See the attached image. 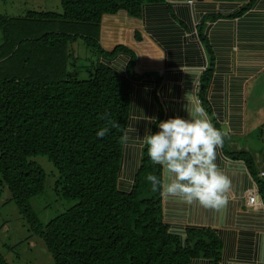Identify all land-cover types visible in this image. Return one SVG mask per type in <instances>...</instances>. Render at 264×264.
<instances>
[{
  "label": "trees",
  "instance_id": "1",
  "mask_svg": "<svg viewBox=\"0 0 264 264\" xmlns=\"http://www.w3.org/2000/svg\"><path fill=\"white\" fill-rule=\"evenodd\" d=\"M142 1L60 0V14L0 16V185L32 235L44 242L53 264L221 260L222 245L212 231L192 229L184 241L168 232L162 194L145 180L162 171L146 149L132 184L119 185L126 161L121 129L129 122L132 80L101 63L98 54L107 53L99 47V25L103 15L119 11L138 17ZM77 42L95 49L85 80L69 71L78 61L73 49ZM202 42L213 61L207 41ZM105 127L108 134L98 138L96 133ZM38 156L47 157L56 170V195L76 203L45 225L30 206L45 189V173L32 160ZM236 157L251 168L250 156ZM0 264H10L1 253Z\"/></svg>",
  "mask_w": 264,
  "mask_h": 264
},
{
  "label": "crops",
  "instance_id": "2",
  "mask_svg": "<svg viewBox=\"0 0 264 264\" xmlns=\"http://www.w3.org/2000/svg\"><path fill=\"white\" fill-rule=\"evenodd\" d=\"M142 2L138 17L119 11L103 15L99 25V47L107 53L98 54L101 63L132 80L128 125L140 112L158 120L187 118L185 108L201 104L224 133L216 163L232 181L229 202L220 209L162 195L163 223L181 241L192 229L212 231L222 245L218 264H260L264 261V154L251 145H264V0H255L241 16L235 14L251 0ZM211 62L210 79L204 85ZM134 127L136 132L124 141L126 161L119 179L124 188L132 184L143 153L136 137L157 130L145 121ZM254 128L261 142L254 140ZM238 154L250 156L251 168ZM253 192L259 193L261 207L247 204ZM191 264L212 262L200 258Z\"/></svg>",
  "mask_w": 264,
  "mask_h": 264
},
{
  "label": "clouds",
  "instance_id": "3",
  "mask_svg": "<svg viewBox=\"0 0 264 264\" xmlns=\"http://www.w3.org/2000/svg\"><path fill=\"white\" fill-rule=\"evenodd\" d=\"M185 111L187 118L170 117L165 120L145 116L142 112L133 115L130 119L135 123L121 129L122 139L127 142L136 132L134 125L140 121L155 125V132L146 130L142 138L136 137L152 164L162 170L160 176L148 174L145 177L151 190L187 205L195 203L204 208H223L228 204V194L232 191V181L216 163L218 149L224 144V133L214 126L201 104L193 103ZM112 127L121 126L113 123ZM108 132L109 128L105 127L96 135L102 139ZM239 163L246 168L243 161ZM259 203L261 207L262 202Z\"/></svg>",
  "mask_w": 264,
  "mask_h": 264
},
{
  "label": "rangeland",
  "instance_id": "4",
  "mask_svg": "<svg viewBox=\"0 0 264 264\" xmlns=\"http://www.w3.org/2000/svg\"><path fill=\"white\" fill-rule=\"evenodd\" d=\"M28 12L60 14L61 3L60 0H0V16H25ZM1 41L0 34V44ZM73 49L78 61L69 71L77 74L78 79L85 80L88 78V71L93 61L92 51L80 42L73 45ZM258 132L259 130L254 128V140L261 142ZM251 146L254 149L261 148L264 154L263 144L253 142ZM32 160L44 171L46 180L44 192L31 199L30 206L37 219L45 225L76 203L56 195L54 191L56 170L47 157L38 156ZM10 198L6 188L0 185V253L10 264H53L44 242L32 235L26 220Z\"/></svg>",
  "mask_w": 264,
  "mask_h": 264
},
{
  "label": "built area",
  "instance_id": "5",
  "mask_svg": "<svg viewBox=\"0 0 264 264\" xmlns=\"http://www.w3.org/2000/svg\"><path fill=\"white\" fill-rule=\"evenodd\" d=\"M194 0H189L188 3L192 4ZM262 175V174H260ZM259 199H258V194L257 192H253L248 196V205L252 208H256L257 206H259Z\"/></svg>",
  "mask_w": 264,
  "mask_h": 264
},
{
  "label": "bare ground",
  "instance_id": "6",
  "mask_svg": "<svg viewBox=\"0 0 264 264\" xmlns=\"http://www.w3.org/2000/svg\"><path fill=\"white\" fill-rule=\"evenodd\" d=\"M261 176H263V175H261ZM258 194V193H257Z\"/></svg>",
  "mask_w": 264,
  "mask_h": 264
}]
</instances>
